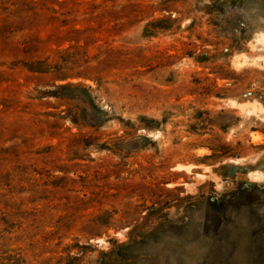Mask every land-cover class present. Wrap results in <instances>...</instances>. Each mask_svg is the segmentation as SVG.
Segmentation results:
<instances>
[{
    "label": "rangeland",
    "instance_id": "1",
    "mask_svg": "<svg viewBox=\"0 0 264 264\" xmlns=\"http://www.w3.org/2000/svg\"><path fill=\"white\" fill-rule=\"evenodd\" d=\"M0 264H264V0H0Z\"/></svg>",
    "mask_w": 264,
    "mask_h": 264
}]
</instances>
